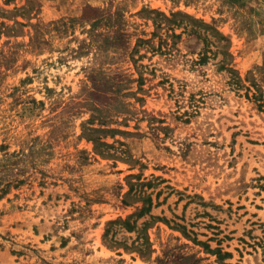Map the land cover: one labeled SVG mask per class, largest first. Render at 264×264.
Wrapping results in <instances>:
<instances>
[{"label":"rangeland","instance_id":"obj_1","mask_svg":"<svg viewBox=\"0 0 264 264\" xmlns=\"http://www.w3.org/2000/svg\"><path fill=\"white\" fill-rule=\"evenodd\" d=\"M0 264H264V0H0Z\"/></svg>","mask_w":264,"mask_h":264},{"label":"trees","instance_id":"obj_2","mask_svg":"<svg viewBox=\"0 0 264 264\" xmlns=\"http://www.w3.org/2000/svg\"><path fill=\"white\" fill-rule=\"evenodd\" d=\"M158 15L159 16H161L162 17V19L163 20H160L158 23H157V28H166L167 30H174L175 29V27H174V25L172 24H170V19L169 18H167V16L163 13V12H158ZM172 16H173V18H176V17H182V18H185L186 20H189V21H192L193 23L191 24V25H189V24H185L184 25V29L186 30V31H189V33L190 34H193V35H196V37L197 38H199L200 40H202L203 42H204V44H205V46H206V52L205 53H203V57H202V60L204 61L205 59H207V56H208V50H209V48H210V46L212 45V41H211V37L212 36H214V37H219L220 36V38L221 39H224L225 40V36H223L222 34H221V32H219L218 30H215V35H212V34H210V33H208V30L209 29H212V27L211 26H209V25H207L203 20H199V19H195V18H193V17H191L190 15H188L187 13H184V12H177V13H172ZM166 23V25H164ZM166 26V27H165ZM176 26H181L180 24H176ZM207 29V31H202V29ZM94 132L95 131H97V132H100L101 130H93ZM92 138V137H91ZM91 140H93V141H95V142H97V145H100V146H106V147H109V145H107V143H105V142H101L100 141V139H99V137H97L96 139H91ZM102 153V156L103 157H105V156H109V157H113V158H118V159H122V158H124L122 155L124 154V153H122V155H117V154H110V153H105L104 151L103 152H101ZM134 185L135 184H132L131 185V191L129 192V193H131L132 194V192L134 191ZM136 187L138 188L139 186L138 185H136ZM142 194H143V191L142 190H137L136 189V191H135V193H134V196H138L139 198H143L142 197ZM124 202V204H126L127 205V202L126 201H123ZM141 216H143V211L142 212H140V214H139V216L138 217H141ZM127 227L130 229V230H133V229H135V227H136V225L135 224H133L132 226L130 225V224H127ZM108 233H109V230H107L106 231V236L108 235ZM220 256H222V253H219V257Z\"/></svg>","mask_w":264,"mask_h":264}]
</instances>
